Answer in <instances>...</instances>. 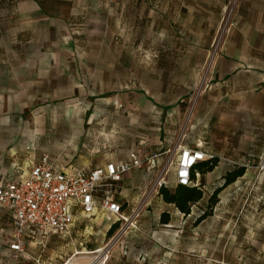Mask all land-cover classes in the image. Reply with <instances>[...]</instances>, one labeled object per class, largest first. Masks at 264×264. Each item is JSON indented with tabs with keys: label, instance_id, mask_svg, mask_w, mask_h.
Wrapping results in <instances>:
<instances>
[{
	"label": "rangeland",
	"instance_id": "374dc122",
	"mask_svg": "<svg viewBox=\"0 0 264 264\" xmlns=\"http://www.w3.org/2000/svg\"><path fill=\"white\" fill-rule=\"evenodd\" d=\"M256 4L0 0V183L24 177L42 155L88 170L125 157L140 138L169 141L160 172L125 192L130 223L97 215L78 222L71 238H51L44 253L28 243L27 257L15 263L3 218L0 264H36L40 255L41 264L86 260L106 246L109 264H264V111L258 115L260 100L236 90L238 76L227 88L213 87L216 70L227 65L219 64L223 55H238L242 29L261 26V13H248ZM176 109L175 132L144 130H159ZM179 144H202L222 167L246 168L212 207L206 204L221 178L197 177L204 200L187 217L159 195L160 180L174 185Z\"/></svg>",
	"mask_w": 264,
	"mask_h": 264
},
{
	"label": "built area",
	"instance_id": "2783aa9c",
	"mask_svg": "<svg viewBox=\"0 0 264 264\" xmlns=\"http://www.w3.org/2000/svg\"><path fill=\"white\" fill-rule=\"evenodd\" d=\"M172 186L196 187L192 171L197 164L211 159L202 145L189 148L179 144ZM154 152L145 139L128 153L127 159L110 162L93 170L61 166L49 155L31 161L27 176L0 183V216L9 221L8 251L19 260L27 255L29 240L46 248L52 236L71 238L78 215L90 219L98 212L115 222L128 223L122 200L123 182L133 173L147 169L160 172L163 156ZM164 180L159 186H168ZM101 250V251H100ZM93 258L78 264H109V246L97 249ZM63 264H77L72 257Z\"/></svg>",
	"mask_w": 264,
	"mask_h": 264
},
{
	"label": "crops",
	"instance_id": "0c3cea01",
	"mask_svg": "<svg viewBox=\"0 0 264 264\" xmlns=\"http://www.w3.org/2000/svg\"><path fill=\"white\" fill-rule=\"evenodd\" d=\"M256 5L258 7H256L255 9L250 7L248 9V13L258 14L260 12L262 15L261 26H259V24H257L254 27L250 26L248 28L242 29L241 35L243 36V39L236 46V49L238 51V55L237 56L236 55H229L228 53H226L225 55H223L224 56L223 59H221L219 61L220 62L219 64H222V63L227 64L231 71L230 72L226 71L227 65H225L222 68H219L218 71L216 70V72L218 74H216L214 77H216V76L218 77L217 78L218 83L215 84V82H214L213 87L221 86L223 88H227L230 86V83H229L230 77L238 76V78L242 79V81L239 83L240 87L236 88V90H238L240 93H242L243 99L260 100V103L256 104V106L254 108L256 109L257 114L262 116L263 111H264V59L261 56V53H264V0H259V4H256ZM214 77H213V80H214ZM224 91H225V89H224ZM208 97H209V93H208ZM226 99H227V94L224 93L221 97H219L218 103L220 102V100L225 101ZM250 107L252 108V104H250ZM179 116H180L179 110H177V109L176 110H168L166 113V120L163 124L162 123L160 124L159 130H157V128H152V127H149V128L145 127L144 130H150V131H162L163 130V131H166L168 133H173L176 131L175 130L176 126L179 124V123H177V120H178L177 117H179ZM262 122H264L263 119H262ZM198 127H199L198 119H195L194 124L191 126V128H192V130H196V129H198ZM143 139H145V138H140V140L138 141V144ZM151 139L152 140H150L147 137L146 140L148 141V148L153 150L154 152L160 153V152L165 151L166 148L169 147V141L164 139V138L162 139L161 137H159L155 141L153 138H151ZM226 139L228 140L229 138H226ZM200 145H202V144H200ZM135 147L136 146H134L133 148H135ZM133 148H131V149H133ZM130 150L127 152L125 157H123V158H118V157L112 158L111 160L107 161L104 165H106L110 162H119V161L126 160ZM205 151L208 154L211 153L214 157H217V158H219V160H221V157L218 154L213 153L212 150H210V148H207V150H205ZM58 164L61 166H70V165H62L59 162H58ZM104 165H101V166H104ZM101 166H96L95 168L101 167ZM222 166H223V163L220 161L218 167L213 172L208 173V175H210V176L213 175V178L215 180H219L220 178H222L226 174V172H228L229 170H232L234 168V166H230V165H228V166L226 165L224 167H222ZM95 168H93V169H95ZM93 169H88V170H93ZM29 170H30V167H29ZM28 173L25 176H27ZM149 176H150V174L148 173L147 169L144 168V169H141V170L133 173L123 182L122 196L121 197H122V200L124 202V209H125V205L129 203V201L127 199L128 195H126L125 192H128L129 190L132 191L136 188H139L142 178L149 177ZM173 176H174V179H176L175 171L173 172ZM215 176H216V178H215ZM11 180H13V179H11ZM101 214L102 213H100V212L97 213V215H101ZM3 218L7 219L4 215L0 216V220ZM85 220H87V219L78 215L77 220H76V224H75V229L77 228L78 222H80V221L83 222ZM53 237H60V236H52L51 238H53ZM51 238H50V240H51ZM50 240H49V243H50ZM28 243L34 244V246L36 248H39L42 250V253L45 252V250L47 249V247L49 245V243H48L46 248H42L36 242L29 240L27 242V245H26V251H27ZM27 255H26V257H27ZM71 257H69V258H71ZM25 258L16 260V259L11 257L10 259L15 263H20ZM41 259H42V256L40 255V256H38L37 259H34V260H35L36 264H41ZM68 259L64 260L63 263L65 261H67ZM74 261L78 264V263L86 262L87 259L86 260H74Z\"/></svg>",
	"mask_w": 264,
	"mask_h": 264
},
{
	"label": "trees",
	"instance_id": "16d2710c",
	"mask_svg": "<svg viewBox=\"0 0 264 264\" xmlns=\"http://www.w3.org/2000/svg\"><path fill=\"white\" fill-rule=\"evenodd\" d=\"M220 160L217 157H212L211 159L200 162L195 166L192 171V182L196 184V178L200 175H206L213 172L219 165ZM246 173L245 167H234L232 170L226 172V174L221 178L222 184L218 187L209 197L206 207H212L217 203L218 195L228 186L235 183L239 178H242ZM174 187V191H170V188ZM159 195L163 201L169 205H173L181 214L185 217L191 214V207L194 204L200 203L204 200V192L201 186L196 187H183V186H162L159 192ZM208 216V213H204L201 217L205 219ZM170 218L168 214H163L161 217V223L163 225H168ZM118 225L113 223L108 231V236L112 235L117 230Z\"/></svg>",
	"mask_w": 264,
	"mask_h": 264
},
{
	"label": "bare ground",
	"instance_id": "6f19581e",
	"mask_svg": "<svg viewBox=\"0 0 264 264\" xmlns=\"http://www.w3.org/2000/svg\"><path fill=\"white\" fill-rule=\"evenodd\" d=\"M168 160V159H167ZM168 163V162H167ZM130 223V222H129Z\"/></svg>",
	"mask_w": 264,
	"mask_h": 264
}]
</instances>
